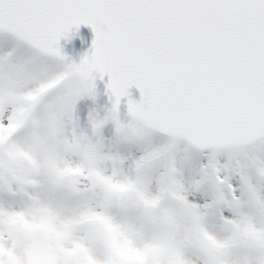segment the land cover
<instances>
[{
  "label": "snow or ice",
  "instance_id": "obj_1",
  "mask_svg": "<svg viewBox=\"0 0 264 264\" xmlns=\"http://www.w3.org/2000/svg\"><path fill=\"white\" fill-rule=\"evenodd\" d=\"M0 264H264V0H0Z\"/></svg>",
  "mask_w": 264,
  "mask_h": 264
},
{
  "label": "water",
  "instance_id": "obj_2",
  "mask_svg": "<svg viewBox=\"0 0 264 264\" xmlns=\"http://www.w3.org/2000/svg\"><path fill=\"white\" fill-rule=\"evenodd\" d=\"M70 38L68 40L61 39L60 45L63 48L65 54H67L75 62H79L80 57L87 51L90 50L91 41L93 39V33L91 29L85 25H80L78 29L70 31ZM106 77L104 81L97 80L95 81L97 91L101 95L99 99L104 104L106 102L105 97L103 96L104 83H106ZM129 97L133 100H139V91L135 87L128 89ZM120 114L124 117L126 116V107L125 103L122 102L120 106Z\"/></svg>",
  "mask_w": 264,
  "mask_h": 264
},
{
  "label": "rangeland",
  "instance_id": "obj_3",
  "mask_svg": "<svg viewBox=\"0 0 264 264\" xmlns=\"http://www.w3.org/2000/svg\"><path fill=\"white\" fill-rule=\"evenodd\" d=\"M99 103V102H98ZM81 104H85V105H88L89 107L91 106V102L90 101H82ZM80 107V105H78V108ZM86 111L85 110V114H86ZM122 119H124L123 117H121Z\"/></svg>",
  "mask_w": 264,
  "mask_h": 264
}]
</instances>
